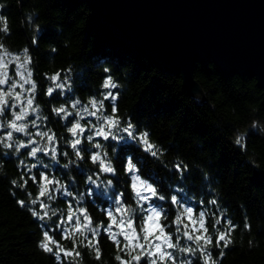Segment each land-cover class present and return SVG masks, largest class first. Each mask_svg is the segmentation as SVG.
Listing matches in <instances>:
<instances>
[{
  "label": "trees",
  "instance_id": "1",
  "mask_svg": "<svg viewBox=\"0 0 264 264\" xmlns=\"http://www.w3.org/2000/svg\"><path fill=\"white\" fill-rule=\"evenodd\" d=\"M0 6V44L16 54L28 49L29 68L37 86L36 104L42 117L41 131L55 132L60 138L58 151L69 153V157L59 156L58 161L40 154L39 158L49 167L38 165L31 174L39 179V173L46 172L50 178L67 183L78 196L83 194L81 206L88 208L98 222L104 219L103 210L115 207L116 193H125V202L135 207L130 174L123 168L132 156L140 169L138 174L154 183L165 196V201L153 203L168 210L169 223L178 210L170 203L172 195L193 207L197 214L205 211L213 236L216 229L211 225L216 219L223 218L217 226L221 231L228 227L227 221H232L235 229L231 244L227 248L210 247L218 264H264V95L254 78L224 77L211 61L198 64L194 79L202 95L195 96L183 88L179 75L161 71L117 38L85 2L0 0ZM5 26L7 32L3 31ZM57 73L60 82L67 78V87L63 95L57 89L49 97L47 89L55 87L50 77ZM108 76L117 88L103 87ZM109 91L117 99L104 102L107 115L115 103L121 121L130 119L137 132L149 134L158 156L144 152L133 140L95 138L93 143L99 142L103 148L92 151H107L116 173L101 174L98 179L94 176L96 183L91 184L87 177L98 172L91 160L64 167L69 159L75 160L67 145L71 136L66 126L71 124L51 109L64 105L72 110L70 104L74 100L87 104L92 98L103 99ZM30 131L35 132L34 128ZM81 147L91 146L85 141ZM20 160L29 166L36 162L0 146V264H57L40 247L43 232L48 230L66 247L71 248V242L61 240L55 227L58 217L41 221L28 210L38 207L31 205L30 199L38 195L39 185L29 180L26 187L18 186L22 177L30 175ZM177 164L184 170L177 172ZM107 180H112L111 186H107ZM13 181L17 183L14 185ZM20 200L27 207H20ZM213 200L215 204L211 203ZM51 203L60 210L58 216L66 213L63 196ZM78 250V264H118L117 251L110 241L102 242L100 260L91 249L81 246ZM221 252L223 256L219 255ZM193 264L202 261L194 259Z\"/></svg>",
  "mask_w": 264,
  "mask_h": 264
},
{
  "label": "snow or ice",
  "instance_id": "2",
  "mask_svg": "<svg viewBox=\"0 0 264 264\" xmlns=\"http://www.w3.org/2000/svg\"><path fill=\"white\" fill-rule=\"evenodd\" d=\"M3 31H8L6 26ZM30 63L28 49H24V55L21 57L7 51L0 44V132H2L0 146L36 161L29 166L24 160H20V165H23L30 175L28 178L22 177L23 182L18 186L26 187L29 180L39 185L38 195L30 199V204L38 207H29L28 210L33 217L41 221L58 217L55 227L59 230L61 240L71 242V248L66 247L45 230L40 247L53 256L57 264H78V258L81 256L78 249L81 246L91 249L96 259L100 260L101 245L104 240L110 241L116 249L115 260L118 264H193L194 259L202 261V264H218L213 258L210 247L227 248L231 244V232L235 229L232 221H227L228 227L221 231L217 226L222 223L223 218L216 219L211 225L216 229L213 236L209 232L207 213L199 211L197 214L193 207L184 206L176 195H172L170 203L178 206V210L175 218L169 223L168 210L163 205L157 206L153 203L154 200L165 201V196L160 194L154 183H150L138 174L140 169L133 162L132 156L127 158L123 168L130 174V188L133 194L131 198L135 202V207L125 202V193H116L113 201L115 207L103 210L104 219L98 222L94 221L88 208L81 206L83 194L78 196L69 190L67 183L50 178L46 172H40L39 179L37 175L31 174L38 165L49 167L39 158L40 154L58 161L59 156L69 157V153L58 151L60 138L55 132L51 129L39 130L41 124L38 121H42V117L39 114V105L36 104L37 86L32 79ZM50 79L55 87H49L46 95L53 96L57 89L60 90V95H63L67 87V78L64 82H57L60 80V74L57 73ZM26 85L28 87H25ZM103 87L115 89L117 85L111 76H108L103 82ZM109 99L115 102L117 96L109 91L103 94V99L92 98L87 105H81L78 99L74 100L70 104L73 111H69L64 105L51 109L57 117L71 124L70 127L66 126V131L71 136L67 145L73 150L75 160L69 159L64 167L67 169L69 164H74L76 161L91 160L98 167L97 173L87 177L91 184L96 183L94 176L98 179L101 174L116 173V169L108 159L107 151H92L93 148H103L99 142L93 143L96 137H102L105 141L110 138L123 140L125 138L123 134H126L127 138L141 145L144 152L150 153L152 157L158 156L156 146L148 138L149 134L137 132L136 126L130 119L121 121L115 103L110 106L111 114H104V102ZM86 116L95 117L97 122L93 124L89 120L82 124L81 121ZM74 117L79 119L73 122L70 118ZM43 119L46 120L47 117ZM30 128H35L37 131L33 133ZM16 134H22L28 139H19ZM85 141L91 147H81ZM240 142L241 138H238L236 143ZM21 150L26 151L21 153ZM175 167L177 172L184 170L180 164ZM16 183L13 181L14 185ZM111 185L112 180H107V186ZM28 195L31 197V193ZM58 196H63L67 203L66 213L62 216H58L60 210L54 208L51 203ZM73 201L76 203L75 207ZM211 203L215 204L216 201L213 200ZM18 204L20 207H27L24 200L18 201ZM42 227L47 226L42 225ZM223 254L221 252L219 255L223 256Z\"/></svg>",
  "mask_w": 264,
  "mask_h": 264
},
{
  "label": "water",
  "instance_id": "3",
  "mask_svg": "<svg viewBox=\"0 0 264 264\" xmlns=\"http://www.w3.org/2000/svg\"><path fill=\"white\" fill-rule=\"evenodd\" d=\"M117 38L192 95L198 64L254 78L264 95V0H80Z\"/></svg>",
  "mask_w": 264,
  "mask_h": 264
},
{
  "label": "rangeland",
  "instance_id": "4",
  "mask_svg": "<svg viewBox=\"0 0 264 264\" xmlns=\"http://www.w3.org/2000/svg\"><path fill=\"white\" fill-rule=\"evenodd\" d=\"M13 54H16V53H13ZM16 55H20L21 57H23V55H24V52H22V53H17ZM30 69V68H29ZM57 82H60V80L59 81H57ZM25 87H28L27 85L25 86ZM81 105H87V104H81ZM79 107V106H78ZM69 111H73V110H69ZM40 114V113H39ZM104 114L105 115H107V112H106V109H105V111H104ZM99 115V114H98ZM32 118H34V116L32 117ZM75 119H79V117H74L73 118V120H75ZM91 121L93 124H95L97 121H96V118L95 117H88V116H86L85 117V119L84 120H82L81 121V123L82 124H84V123H87V121ZM38 123H40L41 124V121H38ZM39 130H41V128L39 129ZM34 131H37V129H35L34 128ZM18 137H20V136H22V138H26L25 136H23L22 134H16ZM124 136H125V138L123 139V140H118V142H125L126 140H130L129 138H127V136H126V134H123ZM96 138H99V137H96ZM102 138V137H101ZM23 139V140H24ZM111 139V138H110ZM41 144H43V141H41ZM182 199H187L186 197H182ZM188 200V199H187ZM181 204H183L184 206H189V205H187V203L186 202H184L183 200H182V202H181ZM147 206V205H146ZM190 207V206H189Z\"/></svg>",
  "mask_w": 264,
  "mask_h": 264
}]
</instances>
